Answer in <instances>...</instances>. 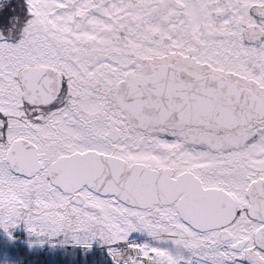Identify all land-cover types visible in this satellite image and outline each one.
<instances>
[{"label":"snow or ice","instance_id":"snow-or-ice-1","mask_svg":"<svg viewBox=\"0 0 264 264\" xmlns=\"http://www.w3.org/2000/svg\"><path fill=\"white\" fill-rule=\"evenodd\" d=\"M23 245L264 264V0H0V249Z\"/></svg>","mask_w":264,"mask_h":264},{"label":"trees","instance_id":"trees-1","mask_svg":"<svg viewBox=\"0 0 264 264\" xmlns=\"http://www.w3.org/2000/svg\"><path fill=\"white\" fill-rule=\"evenodd\" d=\"M94 247L101 255H106V253L102 252L99 244L94 245ZM16 252L18 253L17 258L13 260L15 264H54V261L57 259L63 261L64 264H73V261H83L85 259L82 249H73L71 246L67 248L58 247L56 249L47 246L37 252H27V250L22 247L21 249H17ZM110 260L111 258L109 257V264Z\"/></svg>","mask_w":264,"mask_h":264},{"label":"rangeland","instance_id":"rangeland-1","mask_svg":"<svg viewBox=\"0 0 264 264\" xmlns=\"http://www.w3.org/2000/svg\"><path fill=\"white\" fill-rule=\"evenodd\" d=\"M48 245H45L43 248L47 247ZM22 247H24L27 252H31V251H35L37 252L38 250L42 249V248H39V249H30L27 247V245H23ZM49 247V246H48ZM15 251H17V249H14ZM8 250L7 249H0V263L1 264H15L13 259H11L7 254ZM17 258V257H16ZM15 258V259H16Z\"/></svg>","mask_w":264,"mask_h":264},{"label":"bare ground","instance_id":"bare-ground-1","mask_svg":"<svg viewBox=\"0 0 264 264\" xmlns=\"http://www.w3.org/2000/svg\"><path fill=\"white\" fill-rule=\"evenodd\" d=\"M192 264H196L195 258L192 259Z\"/></svg>","mask_w":264,"mask_h":264}]
</instances>
